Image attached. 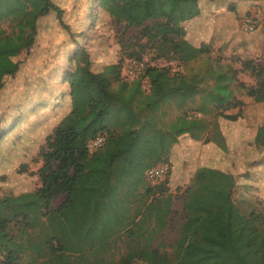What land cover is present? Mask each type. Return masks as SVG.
<instances>
[{
	"label": "trees",
	"instance_id": "1",
	"mask_svg": "<svg viewBox=\"0 0 264 264\" xmlns=\"http://www.w3.org/2000/svg\"><path fill=\"white\" fill-rule=\"evenodd\" d=\"M96 3L124 30L155 22L163 30L154 47L159 57L170 54L188 63L209 52L207 45L189 44L179 25L197 15L196 0ZM52 14L68 30L52 0H0V91L3 79L20 70L17 56L30 53L40 22ZM78 55L82 64L75 59L65 73L73 105L35 159L42 162L36 172L40 187L0 197V264H264V205L244 196L235 202L241 173L198 168L181 192V222L169 243L160 237L173 221L169 175L156 183L145 176L185 135L226 149L217 119L239 116L222 113L240 105L232 103L233 76L209 67L212 85L205 90L203 76L146 66L142 75L125 80L124 62L104 76L90 70L85 50ZM134 56L126 61L141 60ZM243 65L258 70L251 61ZM245 94L264 103V81ZM192 105L200 117L189 115ZM97 136L105 143L90 151L87 144ZM243 189L251 193L247 185Z\"/></svg>",
	"mask_w": 264,
	"mask_h": 264
},
{
	"label": "rangeland",
	"instance_id": "2",
	"mask_svg": "<svg viewBox=\"0 0 264 264\" xmlns=\"http://www.w3.org/2000/svg\"><path fill=\"white\" fill-rule=\"evenodd\" d=\"M52 1L63 10L62 20L68 30L61 26L54 14L43 19L30 53L23 52L16 58L21 63L19 72L12 78L3 79L4 87L0 91V197L31 192L40 187L36 172L42 162L35 159L46 137L73 105L65 73L70 68L74 69L77 58V63L82 64L78 54L85 50L90 60V70L104 76L111 75L114 65L124 62L120 77L125 80H129L125 71L126 60L132 53L135 58L140 57V61H145L146 66L166 67L171 74L203 76L208 83L201 86L205 90L212 85L208 78L209 67L215 71L220 66L233 76L229 84L233 93L232 103L239 102L240 105L222 113L239 116L236 121L223 118L217 121L220 129L226 128L229 134L239 133L244 140H230L229 147L221 150L214 143L193 141L185 135L179 140V150L171 148L164 158L152 165L166 164L170 169L168 188L173 198L174 213L172 223L160 236L165 243L175 239L176 228L181 222V192L200 167L235 169L243 175L241 184L236 186L233 194L235 202L244 196L259 203L262 208L264 165L263 159L257 157L258 149L254 147V142L264 148V127L257 131L259 138L256 141L252 136L258 127H262L260 122L264 118V103H255L246 96L245 90L257 87L264 81L263 0H231L235 2L229 5L231 9L226 7L227 11L217 16L210 12L217 1L212 5L210 0H196L198 13L199 8L207 12L205 22L201 24L204 31L202 40L198 38L197 46L207 45L209 52L188 63H182L170 54L163 57L157 55L154 47L160 41L163 30L155 22H147L138 29L124 30L122 24H117L99 9L96 0ZM245 18L254 22L252 31L245 30ZM196 27L194 24L190 27V38L194 36ZM248 61L262 71L261 76H256L258 70L244 68L243 64ZM143 83L147 86L146 81ZM194 107L191 106L193 111L189 115L200 117ZM173 114L176 116L178 111L175 110ZM206 119L213 121L214 118L206 116ZM245 132L248 138H245ZM22 165H27L24 173L20 172ZM252 171H255V177H252ZM257 175L263 182L260 183L261 189L246 192L243 185L249 186L252 179L258 178ZM63 200L64 196L53 201L52 205L57 207Z\"/></svg>",
	"mask_w": 264,
	"mask_h": 264
},
{
	"label": "crops",
	"instance_id": "3",
	"mask_svg": "<svg viewBox=\"0 0 264 264\" xmlns=\"http://www.w3.org/2000/svg\"><path fill=\"white\" fill-rule=\"evenodd\" d=\"M216 2L215 3V5H214V8L213 9H211V14H213V15H215V16H217L219 13H224V12H226L227 10H225L226 9V7H228V10L229 9H231L230 8V6L229 5H231V4H234L235 2H233V1H231V0H210V4H212L213 5V2ZM236 1H238V0H236ZM240 1H243V0H240ZM211 8L213 7V6H210ZM219 9H218V8ZM206 17H207V12H205V11H203L201 8H199V13H198V15L196 16V17H194V18H192V19H190V20H187L186 22H183L182 23V28L184 29V31H185V40L189 43V44H191L192 46H194V47H199V45L197 46V40H198V38L200 39V40H202V35H203V33H204V31H203V29H202V26H201V24H204L203 22H205V19H206ZM197 25V27H196V29H195V32H194V36L192 37V38H190V34H189V30H190V27L192 26V25ZM199 27V28H198ZM198 28V29H197ZM194 40H196V42L194 41ZM199 44H201V41L199 42ZM255 103H257V102H255ZM258 105H260L261 103H257ZM236 121V120H235ZM260 125L262 126V127H258L257 129H256V131L254 132V135L252 136V138H253V141H256V139H258L259 138V136L257 135V131H259L261 128H263L264 127V118L262 119V122H260ZM221 130V133H222V135H223V137H224V139H225V147L226 148H228L229 147V145H230V140H233V141H239V140H244L241 136H243V135H240L239 133H236V132H231L230 134L226 131V128H225V130L224 129H220ZM236 135H237V137H236ZM257 137V138H256ZM245 138H248V135H246V132H245ZM250 138V137H249ZM179 140H181V139H179ZM263 143H264V139H263ZM180 141H178V143L177 144H175L173 147H171V148H173L172 150H174V151H176V150H179V148H180ZM254 147H256L257 149H258V154H257V157H260L261 159H263V161H262V163H263V165H264V148H262L260 145H258V144H256L255 142H254ZM171 148H170V150H171ZM259 151L261 152V154H262V156H261V154L259 153ZM160 165H164V164H160ZM166 165V164H165ZM230 172H231V170H230ZM254 172L255 171H252L251 173H252V177H255L256 175H253L254 174ZM256 174V173H255ZM258 176V178L256 177V178H254V179H252V183L250 184V186H247V188H249V189H251V192H253V191H255V190H257V189H261V186H260V183H263V182H261L262 180H260V176L259 175H257ZM258 180H260V182L258 181ZM59 199V198H58Z\"/></svg>",
	"mask_w": 264,
	"mask_h": 264
},
{
	"label": "built area",
	"instance_id": "4",
	"mask_svg": "<svg viewBox=\"0 0 264 264\" xmlns=\"http://www.w3.org/2000/svg\"><path fill=\"white\" fill-rule=\"evenodd\" d=\"M243 25L245 30L247 31H252L254 29V22L249 18H245L243 20ZM145 67V61H127V65L125 67L126 76L129 80H133L143 74ZM104 143L105 138L103 136H97L88 142L87 147L90 151H94L101 148ZM169 172L170 169L168 165L164 164L147 169L145 172V176L148 181L156 183L164 180L169 175Z\"/></svg>",
	"mask_w": 264,
	"mask_h": 264
}]
</instances>
